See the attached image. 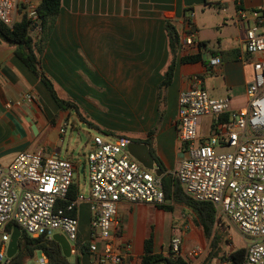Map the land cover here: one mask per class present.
Wrapping results in <instances>:
<instances>
[{
    "label": "crops",
    "instance_id": "obj_1",
    "mask_svg": "<svg viewBox=\"0 0 264 264\" xmlns=\"http://www.w3.org/2000/svg\"><path fill=\"white\" fill-rule=\"evenodd\" d=\"M243 5L256 8L264 5V0H243ZM167 19L176 25L181 41L173 81L161 89L172 60L165 28ZM190 20L197 39L206 48L200 60L182 62L186 55L181 52V43ZM244 36L245 27L234 0H62L60 13L39 58L60 97L64 96L61 90L72 85L67 86L69 83L79 81L80 70L89 73L88 66H96V97H109L106 103H118L145 117L139 122L146 131L138 139L148 138L149 132L155 130L154 151L165 168L162 177L170 180L181 160L187 157L185 145L179 139L181 91L195 86L199 75L213 96H230L236 109L247 105V85L254 75L252 61L256 57L246 52ZM38 37L37 29L35 40ZM15 51L16 46L0 36V163L3 165H9L21 152L57 154L55 148L63 140L61 128L68 117L41 78ZM213 56H220L222 64L211 66ZM29 95L31 100L27 99ZM213 124L212 117L201 118L200 137L207 138ZM85 203L88 220L84 226L89 224L91 242L103 248L101 239L91 237L92 215L89 203ZM165 203L173 209L152 203L120 204L121 242H131L130 264H141L149 239L153 240L155 253L168 255L176 235L183 237L184 253L197 245L205 247L204 254L186 259L189 264H203L211 240L196 225L195 215L194 219L190 214L180 216L176 212L177 202ZM78 215L79 237L83 240ZM82 253L88 255L87 264H94L91 251Z\"/></svg>",
    "mask_w": 264,
    "mask_h": 264
},
{
    "label": "built area",
    "instance_id": "obj_2",
    "mask_svg": "<svg viewBox=\"0 0 264 264\" xmlns=\"http://www.w3.org/2000/svg\"><path fill=\"white\" fill-rule=\"evenodd\" d=\"M41 1L0 0V21L13 27L18 17L26 13L39 24L37 7ZM234 1L245 27V50L256 57L252 61L254 75L247 85L248 103L233 108L230 96H213L199 75L195 86L181 91L179 139L185 145L187 157L181 160L173 176L188 197L212 203L217 219L225 217L237 228L245 241L243 264H264V5L246 8L243 0ZM201 43L194 24L187 21L181 52L191 54ZM222 62L220 56L210 59L211 66ZM205 116L212 117L214 124L209 136L202 138L198 124ZM65 131L64 126L61 132ZM131 141L125 136L114 140L95 138L87 158L88 197L78 190L74 198H69L80 168L75 161L58 154L21 152L9 165L0 163V263L7 264L11 259L7 251L14 226L33 238L53 239L55 233H62L69 240L72 253L78 250L79 208L88 202L91 237L103 242L102 251L95 243L89 244L94 264H130L131 242H121L120 204L159 205L166 201L162 176L130 153ZM182 244L183 237L176 235L170 245L172 251L187 260L206 252L204 246L197 245L184 253ZM36 264L51 263L41 251Z\"/></svg>",
    "mask_w": 264,
    "mask_h": 264
},
{
    "label": "trees",
    "instance_id": "obj_3",
    "mask_svg": "<svg viewBox=\"0 0 264 264\" xmlns=\"http://www.w3.org/2000/svg\"><path fill=\"white\" fill-rule=\"evenodd\" d=\"M61 5L62 0H42L37 7L39 21H41L40 24L29 19L26 13L21 14L20 20L13 27L0 21V36L4 41L16 46V55L34 74H36V76L41 78L61 108H77L76 104L63 99L58 95L54 81L42 69L39 58L47 45L51 31L60 13ZM38 28L39 37L35 40L33 32ZM165 28L169 39L172 60L165 72V79L161 83V89H165L173 81L181 41L179 30L172 20L167 19L165 21ZM201 47L206 48V44L203 42L199 44L198 50L183 56L181 61L187 62L200 60L203 52ZM162 115L163 112L160 113V118H162ZM90 125L93 124L90 123ZM154 132L155 130L150 131L148 138L146 139H135L133 141L147 143L155 157L156 164L160 169L165 170L162 161L156 156L154 151L152 142ZM162 179L166 201L173 200L174 202L183 203L190 207L194 212L196 225L200 226L203 229L205 236L211 239L209 254L203 264H212L214 260H218L219 264H243L246 255L245 247H237L229 254H220L221 245L224 239L223 233L225 231L223 230L222 222L220 219H217L216 207L210 202H198L188 197L175 177L170 180L166 177H162ZM78 190L76 184L72 185L69 198H74L77 195ZM159 205L166 210L173 209V206L170 204L163 203ZM12 228L13 225L8 227L9 230ZM80 242L81 238L79 237L78 244H80ZM38 250L43 251L48 255L51 264H81L79 257L75 263H71L68 258L64 256L60 244L54 239H46L45 237L33 238L25 232H23L22 237L19 240L18 253L11 258L7 264H24L25 260L32 258ZM81 250L84 253L90 252L89 243L84 244ZM141 264H189V262L183 256L172 251L171 248L168 255L155 253L153 250V240L149 239L145 244V252Z\"/></svg>",
    "mask_w": 264,
    "mask_h": 264
},
{
    "label": "rangeland",
    "instance_id": "obj_4",
    "mask_svg": "<svg viewBox=\"0 0 264 264\" xmlns=\"http://www.w3.org/2000/svg\"><path fill=\"white\" fill-rule=\"evenodd\" d=\"M188 16H190V12H188ZM36 31L37 30L33 32V36L36 35ZM232 32L233 29H231V33ZM208 57L209 54H206V58ZM88 67L90 69L89 73L80 70L78 82L73 81L67 85L69 86L72 84L67 89H60L64 94L61 98L73 102L77 105V108H62L66 116L68 113L65 125L66 131L63 134V140L58 143L55 148L56 150L54 149L60 157L73 160L78 164L80 173L79 176L77 173L75 175L76 185L78 186L79 192L85 197H88L90 192L87 158L95 138L101 137L106 140H114L117 137L125 136L131 140H135L143 137L146 131L145 129H141V122H139L144 120V116L132 112L129 107H120L118 103H116V105L106 103L109 97L101 99L96 97V66L89 65ZM98 90H100V88H98ZM90 123L93 125H90ZM217 149L219 151L223 150L221 148ZM49 151L51 152L52 149ZM82 169H84L83 172ZM175 205L178 215L188 217L190 214L194 219V212L190 207L183 203H175ZM86 207V203L83 202L79 208L83 240L81 239L78 250L74 251L71 257L68 258L71 263H75L78 257L83 264L89 263L88 255H84L80 252L84 244L91 242L88 234L89 224L86 223L84 226L85 221L88 220V210H86ZM220 221L225 231L223 233L224 239L220 254H229L237 247H245V241L237 228L225 217H221ZM207 240L209 241L211 239L207 238ZM72 245H74V243H72ZM164 246H166V242ZM97 249L98 251H102L103 248L97 247ZM208 254L209 252L206 253L205 259ZM40 256L41 251L38 250L32 258L26 259L24 264H36L37 258ZM212 264L219 263L214 260Z\"/></svg>",
    "mask_w": 264,
    "mask_h": 264
},
{
    "label": "water",
    "instance_id": "obj_5",
    "mask_svg": "<svg viewBox=\"0 0 264 264\" xmlns=\"http://www.w3.org/2000/svg\"><path fill=\"white\" fill-rule=\"evenodd\" d=\"M41 21H39L40 24ZM130 153L138 159L145 167L156 172L157 175L163 176V170L160 169L156 162L155 157L151 152L150 146L144 142L131 141L129 144ZM22 230L19 226H14L11 240L8 245L7 256L13 258L19 250V240L22 237ZM53 239L57 241L63 251L65 257L69 258L72 255L71 244L67 237L62 233H55Z\"/></svg>",
    "mask_w": 264,
    "mask_h": 264
}]
</instances>
